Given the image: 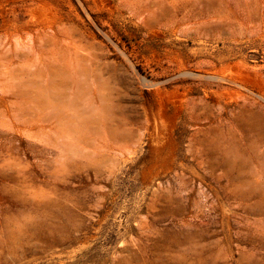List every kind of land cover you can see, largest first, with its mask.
Listing matches in <instances>:
<instances>
[{"label":"rangeland","instance_id":"374dc122","mask_svg":"<svg viewBox=\"0 0 264 264\" xmlns=\"http://www.w3.org/2000/svg\"><path fill=\"white\" fill-rule=\"evenodd\" d=\"M0 264H264V0H0Z\"/></svg>","mask_w":264,"mask_h":264}]
</instances>
